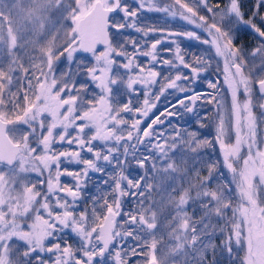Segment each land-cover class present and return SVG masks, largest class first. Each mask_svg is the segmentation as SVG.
Segmentation results:
<instances>
[{
	"label": "snow or ice",
	"instance_id": "1",
	"mask_svg": "<svg viewBox=\"0 0 264 264\" xmlns=\"http://www.w3.org/2000/svg\"><path fill=\"white\" fill-rule=\"evenodd\" d=\"M0 264H264V0H0Z\"/></svg>",
	"mask_w": 264,
	"mask_h": 264
},
{
	"label": "flooded vegetation",
	"instance_id": "2",
	"mask_svg": "<svg viewBox=\"0 0 264 264\" xmlns=\"http://www.w3.org/2000/svg\"><path fill=\"white\" fill-rule=\"evenodd\" d=\"M188 46L193 50H194V42H187Z\"/></svg>",
	"mask_w": 264,
	"mask_h": 264
},
{
	"label": "rangeland",
	"instance_id": "3",
	"mask_svg": "<svg viewBox=\"0 0 264 264\" xmlns=\"http://www.w3.org/2000/svg\"><path fill=\"white\" fill-rule=\"evenodd\" d=\"M194 50H195V51H196V50H198V49H197V47H196V44H195V42H194Z\"/></svg>",
	"mask_w": 264,
	"mask_h": 264
}]
</instances>
